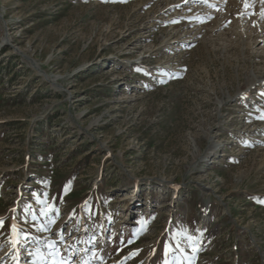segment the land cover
<instances>
[{"label": "rangeland", "instance_id": "rangeland-1", "mask_svg": "<svg viewBox=\"0 0 264 264\" xmlns=\"http://www.w3.org/2000/svg\"><path fill=\"white\" fill-rule=\"evenodd\" d=\"M0 264H264V0H0Z\"/></svg>", "mask_w": 264, "mask_h": 264}]
</instances>
